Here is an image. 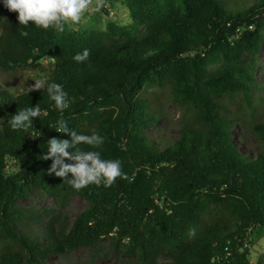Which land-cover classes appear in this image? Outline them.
<instances>
[{
	"label": "trees",
	"instance_id": "16d2710c",
	"mask_svg": "<svg viewBox=\"0 0 264 264\" xmlns=\"http://www.w3.org/2000/svg\"><path fill=\"white\" fill-rule=\"evenodd\" d=\"M127 2L129 25L59 32L19 24L0 0V68L16 73L51 60L47 81L68 94L69 128L104 138L97 149L79 147L121 160L128 176L76 191L49 175L47 140L70 139L53 128L61 113L46 89L0 87V264H46L80 247L91 252L77 264L111 255L136 264H264V254L251 261L254 234L264 229V0ZM84 49L91 55L77 63ZM159 87L192 116L168 142L147 133L161 117ZM35 105L42 114L32 127L11 129L12 115ZM237 122L249 126L256 152L237 143ZM35 192L56 209L19 204ZM76 195L88 205L72 220L64 210Z\"/></svg>",
	"mask_w": 264,
	"mask_h": 264
},
{
	"label": "clouds",
	"instance_id": "9594fccd",
	"mask_svg": "<svg viewBox=\"0 0 264 264\" xmlns=\"http://www.w3.org/2000/svg\"><path fill=\"white\" fill-rule=\"evenodd\" d=\"M4 6L11 12H16L18 23L24 26L29 23L38 28H50L64 32L66 26L79 24L82 17L89 10L93 0H3ZM105 0H96V10L104 6ZM91 53L84 49L73 59L77 63L88 60ZM34 79V78H33ZM35 83L25 87L27 94L31 91H47L55 108L61 113V118L53 127L57 132L67 134L70 139L52 137L47 140V153L41 159L51 160L47 169L49 175L66 180L76 191L90 185L110 187L118 178L128 179L122 170V161L119 159H104L101 153L95 150H84L80 145H87L90 149H97L104 143V138L96 132L78 134L70 129L63 119V112L70 107V101L63 85L49 83L45 79H34ZM38 105L16 111L8 121L13 130H27L32 127L34 118L41 116ZM34 138L37 136H33ZM73 149V151H69ZM66 161H72L71 163ZM71 174V178H69ZM195 235V229L189 230V236Z\"/></svg>",
	"mask_w": 264,
	"mask_h": 264
},
{
	"label": "rangeland",
	"instance_id": "374dc122",
	"mask_svg": "<svg viewBox=\"0 0 264 264\" xmlns=\"http://www.w3.org/2000/svg\"><path fill=\"white\" fill-rule=\"evenodd\" d=\"M234 1V0H233ZM240 2L242 0H239ZM96 0H93L90 12H87L79 24L75 27L80 31L91 29H106L110 20L119 24L129 25L133 22V17L130 13V8L127 0L105 1L104 6L96 10ZM1 33V28H0ZM260 61V70L258 80L264 87V43L261 51L257 56ZM221 64L217 61L211 66L216 68ZM53 71V63L49 59H44L39 64L29 66L27 69L16 73H9L0 68V87H5L15 94L25 91L27 87L35 83L34 79H45L51 77ZM34 78V79H33ZM26 87V88H25ZM255 96L262 93L261 89L253 88ZM156 98H159L161 117L155 125H152L147 133L154 138H162L165 142L177 139L180 125L186 120L192 118L191 113L187 111L186 106H177L171 102L169 88L162 87L155 89ZM264 95V92L262 93ZM233 135L237 143L242 147L253 152L257 151L256 139L250 131L249 126L245 123L237 122L233 128ZM19 204L24 207H36L38 209L55 208L54 199L47 193L35 192L32 197L21 199ZM88 202L81 195L74 196L64 212L73 220L86 206ZM109 246L104 248L107 251ZM91 248L80 247L76 248L69 254H55L46 264H77L82 260H87L90 256ZM264 254V229H258L254 234V242L251 246V261L255 263L259 256ZM92 264H136L132 258L123 256L117 259L114 255L109 258L97 260Z\"/></svg>",
	"mask_w": 264,
	"mask_h": 264
},
{
	"label": "built area",
	"instance_id": "2783aa9c",
	"mask_svg": "<svg viewBox=\"0 0 264 264\" xmlns=\"http://www.w3.org/2000/svg\"><path fill=\"white\" fill-rule=\"evenodd\" d=\"M91 7H92V5L90 6L89 10L86 11V13H87V12H90ZM86 13H85V14H86Z\"/></svg>",
	"mask_w": 264,
	"mask_h": 264
}]
</instances>
